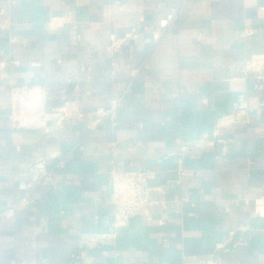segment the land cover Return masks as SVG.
I'll use <instances>...</instances> for the list:
<instances>
[{"label":"crops","instance_id":"crops-1","mask_svg":"<svg viewBox=\"0 0 264 264\" xmlns=\"http://www.w3.org/2000/svg\"><path fill=\"white\" fill-rule=\"evenodd\" d=\"M257 54L264 0H0V213L38 155L65 157L0 217V264H84L71 255L103 233L88 264H264V79L242 70ZM23 83L33 105L84 115L13 126ZM241 95L251 121L220 127ZM118 101L114 119L97 113ZM144 167L157 203L117 227L110 171Z\"/></svg>","mask_w":264,"mask_h":264},{"label":"built area","instance_id":"built-area-1","mask_svg":"<svg viewBox=\"0 0 264 264\" xmlns=\"http://www.w3.org/2000/svg\"><path fill=\"white\" fill-rule=\"evenodd\" d=\"M174 19L176 17H173ZM252 29L247 27L243 33L250 32ZM16 39H12L15 41ZM127 38L115 39L109 45V52L114 55L120 52L123 44ZM14 64H18L19 60H13ZM114 66L113 73L117 66V62H112ZM244 75L252 76L257 79H264V54H257L248 59L242 68ZM258 85V84H257ZM31 85L27 83L11 85L9 97V112L8 118L13 126L27 125L30 122L39 121L46 123L48 118H54L56 125H61L63 121L74 114L83 116L84 113L77 106L68 105L56 111H49L44 105H33L31 102ZM120 101L110 108H99L97 113L101 115H109L112 119L116 115V107L120 105ZM251 121L249 116V109L243 95L240 97L238 107L231 113L221 119L220 127H238L247 124ZM203 141V140H202ZM216 141L221 146L220 155L228 153L229 139L225 138L221 133L216 135ZM65 166V157L60 159L51 166L49 158L46 155H38L29 169L31 178L27 183V191L19 198L17 203L11 205L9 208L1 211V218H12L17 211L26 207L29 199V190L38 183L54 182L57 175V168ZM155 170L150 167L142 169H125L117 170L111 169L110 175L112 178V194L111 200L114 206V223L117 227L126 224L132 217L142 215L146 217L151 216L152 209L157 203L153 199L151 192L153 187L150 184L151 179L155 176ZM185 174V171L181 172ZM158 191L164 189L163 187L154 188ZM108 234H99L93 237L92 242L87 247L80 249L73 253L70 261L74 263L88 264L90 256L87 251L89 248L100 246L108 241ZM215 264H219V258L214 259Z\"/></svg>","mask_w":264,"mask_h":264}]
</instances>
